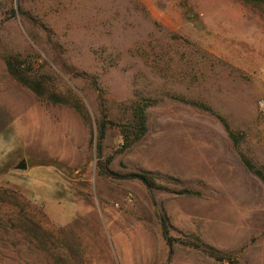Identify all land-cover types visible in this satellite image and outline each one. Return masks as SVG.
Returning a JSON list of instances; mask_svg holds the SVG:
<instances>
[{"label":"rangeland","instance_id":"rangeland-1","mask_svg":"<svg viewBox=\"0 0 264 264\" xmlns=\"http://www.w3.org/2000/svg\"><path fill=\"white\" fill-rule=\"evenodd\" d=\"M262 98L264 0H0V264H264Z\"/></svg>","mask_w":264,"mask_h":264},{"label":"trees","instance_id":"trees-1","mask_svg":"<svg viewBox=\"0 0 264 264\" xmlns=\"http://www.w3.org/2000/svg\"><path fill=\"white\" fill-rule=\"evenodd\" d=\"M5 65L7 68V71L9 75L19 84L22 86L28 88L31 90L37 97H40L46 101H49L54 104H63L68 105L72 108H74L81 116H83L85 119H87V116L84 114L83 108L79 103V100L73 98L69 100L68 98L57 94L55 92H47L45 89H43L40 84L35 83L34 80H32V76L27 73V71L20 69V66L18 67L14 66V62L10 61L9 59H5ZM146 106H139L137 105L132 115H130V118L128 119V125L123 126L122 128V134H123V145L129 146L138 139H140L146 132V126H145V110ZM106 131V122L102 121L99 123L97 127V135L95 136V147L97 155L99 156V160L101 158V142L104 138V134ZM102 165V164H101ZM248 166V164H246ZM103 172L105 175H112L111 172H108L106 166H102ZM116 177H119L121 179H127V180H137L141 182L147 189H159L161 186H158L155 182V180L149 176L148 174L144 173H129L125 175H117L113 174ZM161 230L163 238L167 245L171 246L174 243V239L169 236V226L167 223V220L164 217H161ZM186 246H191L195 249L202 250L203 247L200 244L195 243H186Z\"/></svg>","mask_w":264,"mask_h":264},{"label":"built area","instance_id":"built-area-1","mask_svg":"<svg viewBox=\"0 0 264 264\" xmlns=\"http://www.w3.org/2000/svg\"><path fill=\"white\" fill-rule=\"evenodd\" d=\"M259 113L264 117V98L258 102Z\"/></svg>","mask_w":264,"mask_h":264},{"label":"water","instance_id":"water-1","mask_svg":"<svg viewBox=\"0 0 264 264\" xmlns=\"http://www.w3.org/2000/svg\"><path fill=\"white\" fill-rule=\"evenodd\" d=\"M26 168V164L25 163H21L19 166V169H25Z\"/></svg>","mask_w":264,"mask_h":264}]
</instances>
